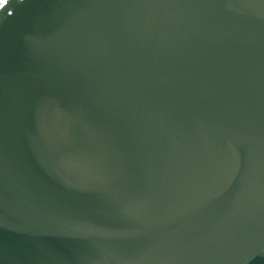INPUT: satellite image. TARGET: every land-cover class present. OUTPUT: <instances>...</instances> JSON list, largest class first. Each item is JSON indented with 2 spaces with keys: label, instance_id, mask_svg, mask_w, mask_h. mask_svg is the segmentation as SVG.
I'll use <instances>...</instances> for the list:
<instances>
[{
  "label": "water",
  "instance_id": "obj_1",
  "mask_svg": "<svg viewBox=\"0 0 264 264\" xmlns=\"http://www.w3.org/2000/svg\"><path fill=\"white\" fill-rule=\"evenodd\" d=\"M0 264H264V0H0Z\"/></svg>",
  "mask_w": 264,
  "mask_h": 264
}]
</instances>
